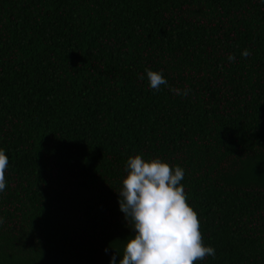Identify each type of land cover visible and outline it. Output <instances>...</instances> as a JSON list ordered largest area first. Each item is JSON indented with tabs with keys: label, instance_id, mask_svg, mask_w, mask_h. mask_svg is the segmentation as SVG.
<instances>
[{
	"label": "trees",
	"instance_id": "trees-1",
	"mask_svg": "<svg viewBox=\"0 0 264 264\" xmlns=\"http://www.w3.org/2000/svg\"><path fill=\"white\" fill-rule=\"evenodd\" d=\"M0 149V264H119L136 155L184 169L193 264H264V3L0 0Z\"/></svg>",
	"mask_w": 264,
	"mask_h": 264
},
{
	"label": "clouds",
	"instance_id": "clouds-1",
	"mask_svg": "<svg viewBox=\"0 0 264 264\" xmlns=\"http://www.w3.org/2000/svg\"><path fill=\"white\" fill-rule=\"evenodd\" d=\"M250 55L247 49L242 53L244 58ZM227 59L235 62L234 55L229 54ZM145 72L152 90L167 86L162 72L150 69ZM144 78L140 76L141 80ZM169 91L186 97L191 90L185 86L184 89L169 88ZM8 164V156L0 149V192L7 186ZM125 172L126 178L118 192L119 210L135 235L126 241L119 264H193L208 256L215 257L216 250L202 243L197 213L186 203L181 185L184 169L172 168L160 159L146 162L141 155H136L128 158ZM110 264H116L115 256Z\"/></svg>",
	"mask_w": 264,
	"mask_h": 264
}]
</instances>
